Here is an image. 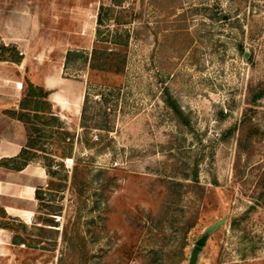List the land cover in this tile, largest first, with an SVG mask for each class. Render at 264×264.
<instances>
[{"label": "rangeland", "instance_id": "obj_1", "mask_svg": "<svg viewBox=\"0 0 264 264\" xmlns=\"http://www.w3.org/2000/svg\"><path fill=\"white\" fill-rule=\"evenodd\" d=\"M25 1L41 30L17 48L13 74L43 87L50 72L82 82L91 129L81 111L61 120L65 142L42 141L69 180L29 165L26 214L6 230L0 264H264V99L241 126L250 86L264 89V0ZM69 50L80 54L61 73ZM11 121L0 120V142L24 147V126ZM106 121L110 132L94 127ZM15 174L0 167L1 181ZM37 187L42 207L28 200Z\"/></svg>", "mask_w": 264, "mask_h": 264}, {"label": "trees", "instance_id": "obj_2", "mask_svg": "<svg viewBox=\"0 0 264 264\" xmlns=\"http://www.w3.org/2000/svg\"><path fill=\"white\" fill-rule=\"evenodd\" d=\"M102 15L99 13L98 16V25H101ZM99 36V31H98ZM95 54V50L93 51ZM80 53H75L74 51H69L65 58V66L64 70H68L71 59L76 57ZM82 54V53H81ZM79 55V56H83ZM78 57V56H77ZM22 58L19 57V52L17 47L14 45H4L0 40V62H10L19 65L21 63ZM104 62V59H100L99 67L96 68L98 70H102L101 65ZM94 69V67H93ZM24 95L19 103L15 104L11 109L5 111V114L19 123H21L26 130V144L21 149L20 153L13 158L4 159L0 162V167L14 171L21 172L27 166L32 163L42 162L43 168L46 170V174L55 179L59 177L61 182H64V188H66V184L69 180L68 172L66 171L64 165L62 163H58V165H54V159L52 156L48 155L46 151L43 149L42 141H56V142H65V139H68V133H66V128L64 127L61 119L54 113L53 106L49 101V92L41 85H36L28 78L24 80ZM264 99V89L260 87L250 86L248 91V105L241 120V126L250 122L252 117L249 116L252 111H255L259 101ZM163 100L167 108L173 113L175 118L184 126H189V121L182 111L181 107L170 93L168 88L163 90ZM87 97H85L84 105L82 108V127L83 129H91V127H87L85 125L86 120V107ZM95 128L99 130H103L105 132H110L111 126L109 122H104L102 125H95ZM61 158H67L70 155L63 151L61 153ZM75 167L71 177V185L75 186L77 189V195H81L83 190L81 186H78V178H79V165L82 163L81 160L74 159ZM55 166L58 169L63 170L65 172L64 175H61V171H55ZM47 191L42 189L41 187H37L35 190V199L41 204L42 207L45 203L44 197L47 196ZM0 229L4 230H13L14 219L10 217L5 209L0 206Z\"/></svg>", "mask_w": 264, "mask_h": 264}, {"label": "crops", "instance_id": "obj_3", "mask_svg": "<svg viewBox=\"0 0 264 264\" xmlns=\"http://www.w3.org/2000/svg\"><path fill=\"white\" fill-rule=\"evenodd\" d=\"M3 6L4 14L0 19V39L2 43L6 46L14 45L17 48L28 50V47H31L40 35L41 30L38 14L34 11L35 8L25 0H4ZM46 50L48 49L46 48ZM69 51H65L63 58ZM25 65L22 64L20 67L24 68ZM14 66H16L14 63L0 62V120L6 119L8 121L10 119L11 122L17 124L18 121L3 116V111L8 109L11 104L22 99L24 95V85L18 81V76L13 74L18 68ZM64 66L63 63L61 73ZM44 88L49 92V101L53 106L54 113L61 120L72 122L75 117L79 116L83 108L85 93L82 82L62 80L60 76L57 77V75L55 76L50 72L44 81ZM23 145V138L19 141L13 138L12 140L0 142V161L16 157ZM28 168L29 166L13 175L15 177L11 181L5 180L4 182L0 180V198L8 196V192H5L9 189L12 192L11 196L14 200L11 206L6 205L3 207L12 218H23L26 214L23 206L19 205H24L26 198L25 175L23 174ZM41 172L44 173V171ZM3 186H7V188L10 186V188L4 189ZM30 192L28 200H32L33 196L35 197V189H31ZM6 234V230L0 229V259L1 255L6 254L8 251L5 248L9 242V237Z\"/></svg>", "mask_w": 264, "mask_h": 264}, {"label": "bare ground", "instance_id": "obj_4", "mask_svg": "<svg viewBox=\"0 0 264 264\" xmlns=\"http://www.w3.org/2000/svg\"><path fill=\"white\" fill-rule=\"evenodd\" d=\"M1 258H3V259H1V261H4V260H6L7 257L5 258L4 254H2Z\"/></svg>", "mask_w": 264, "mask_h": 264}, {"label": "built area", "instance_id": "obj_5", "mask_svg": "<svg viewBox=\"0 0 264 264\" xmlns=\"http://www.w3.org/2000/svg\"><path fill=\"white\" fill-rule=\"evenodd\" d=\"M94 139H95V140H98V137L96 136Z\"/></svg>", "mask_w": 264, "mask_h": 264}]
</instances>
